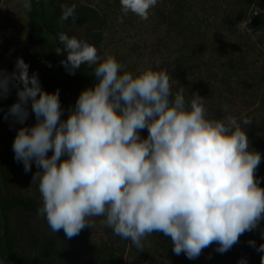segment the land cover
<instances>
[{"label": "clouds", "instance_id": "1", "mask_svg": "<svg viewBox=\"0 0 264 264\" xmlns=\"http://www.w3.org/2000/svg\"><path fill=\"white\" fill-rule=\"evenodd\" d=\"M157 2L120 0L121 11L147 20ZM23 7L31 11L30 0ZM61 7V23L74 17L75 5ZM58 39L69 75L95 66L94 86L80 93L67 119L59 90H44L22 57L11 73L0 70V98L13 88L17 96L5 119L25 125L30 114L36 118L19 128L12 150L26 174L35 163L42 196L37 215L54 233L63 230L72 239L99 221L139 251L148 236L161 233L175 255L195 260L213 244L224 254L243 234L260 229L264 178L256 175L262 154L249 149L251 118L238 120L227 106L222 118H206L205 98L194 93L186 101L183 88L173 92L166 71L134 75L86 41L63 32ZM260 234L264 239V229ZM248 244L264 253V243ZM260 259L264 264V255Z\"/></svg>", "mask_w": 264, "mask_h": 264}, {"label": "rangeland", "instance_id": "2", "mask_svg": "<svg viewBox=\"0 0 264 264\" xmlns=\"http://www.w3.org/2000/svg\"><path fill=\"white\" fill-rule=\"evenodd\" d=\"M30 2L28 11L23 7L24 0H0V70L11 73L16 59L22 57L30 66L29 75L38 73L42 85L60 70L57 36L63 32L94 46L102 58L114 56L125 66L123 71L134 75L148 69L166 71L173 92L183 88L186 101L194 93L205 98L206 118H222L224 106L238 120L251 118L253 123L247 129L249 149L260 152L264 162V21L254 25L255 7L249 8L245 16L238 14L242 0H158L149 10V18L141 20L131 12L123 16L120 0H56L60 7L75 5L77 11L98 13L99 21L87 29H74L61 23L48 0ZM187 2L192 9L182 14L179 5ZM205 3L218 6L204 14L199 7ZM40 4L44 6L43 17H38ZM62 74L56 91L59 90L64 110L62 119H67L80 93L94 86L95 77L93 74L72 77L65 68ZM16 101L14 88L7 99L0 98V199L14 193L41 204L39 180H33L35 163L27 174L22 165L10 183L4 179L6 163L15 160L12 145L17 131L36 123L34 114H30L25 125L5 119L8 108ZM147 135V130L141 132L142 137ZM256 175L264 178L259 170ZM12 229L16 256L52 264H217L219 255L215 251L217 245L213 244L195 260L184 254L177 256L170 238L161 233L148 236L144 251H139L130 240L101 227L99 221L94 230L85 228L68 239L63 230L54 233L45 218L24 210L13 215ZM261 229L264 221L260 229L247 235L238 253L226 264H238L242 258L247 259V264H261L264 253H257L248 244L250 240H255L257 246L264 243ZM0 264H16L5 251L1 213Z\"/></svg>", "mask_w": 264, "mask_h": 264}, {"label": "trees", "instance_id": "3", "mask_svg": "<svg viewBox=\"0 0 264 264\" xmlns=\"http://www.w3.org/2000/svg\"><path fill=\"white\" fill-rule=\"evenodd\" d=\"M48 1L50 5L55 8L57 18L60 20L62 15V7L56 4L55 2L56 0H48ZM242 1L244 2L243 4L240 5L238 14L246 16L249 8L251 9L252 7H255L257 11L253 9L254 11L252 12L253 14L252 20L254 22V25L261 24L264 21V2H262L261 0H242ZM215 6L218 5L216 4ZM215 6H211V4L205 3L201 7H199V11L202 10L201 12L206 14L208 12L213 11V9L216 8ZM179 9L182 14H185L186 12H190V9H192V4L188 2L186 3V5L180 4ZM38 14H39L38 17L41 16L43 17V15L45 14L43 4H40ZM96 21H99V16L98 13L95 12L94 10H83V11L75 10L74 17H70L67 21H64V24L67 27L74 29H87V27L91 26ZM189 25H191V21L187 22V26ZM59 48H60L61 60L66 59L67 54L64 50V45L61 44L60 41H59ZM94 67L95 66L90 68L87 64H84L81 66L79 70L76 71L75 75H70V76L78 77L84 74H93ZM63 69L64 67L61 65L60 70L55 75H53L47 81L43 82L42 87L44 90H46L49 93H53L56 91L58 85L63 80V74H62ZM121 74H123V72ZM27 121H29V119ZM22 165H23L22 163H17L15 160H11L6 163V167L4 169V179L7 183H10L12 181L13 177L16 176V173L20 170ZM258 170L264 174V162L260 163ZM260 186L264 187V179L261 181ZM41 206L42 203L39 204L29 201L23 198L22 196L16 195L14 193H8L0 199V213L2 216L3 229H4V247H5V251L8 252L9 257L11 259H14L16 264H52L29 257H19L14 254L16 238H15V233L12 229L13 215L16 213L17 210H24L29 213L37 214L38 209ZM249 233L250 232H246L245 234H243L240 237L239 242L236 245H234L231 250H229L224 254L219 253L217 257V264H226L228 260L233 258L238 253L240 247L242 246L244 240L246 239Z\"/></svg>", "mask_w": 264, "mask_h": 264}]
</instances>
